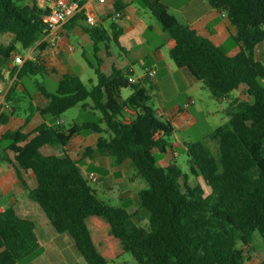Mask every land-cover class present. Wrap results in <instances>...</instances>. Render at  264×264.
Listing matches in <instances>:
<instances>
[{
	"label": "trees",
	"instance_id": "trees-1",
	"mask_svg": "<svg viewBox=\"0 0 264 264\" xmlns=\"http://www.w3.org/2000/svg\"><path fill=\"white\" fill-rule=\"evenodd\" d=\"M207 1L225 12L235 27L233 39L240 45L236 55H228L209 38L181 24L164 0H140L174 40L169 50L171 60L177 67L188 69L212 98L221 101L242 86L247 89L250 100L235 101L228 109V123L207 137L218 142V157L198 141L187 144L185 150L189 174L175 160L167 166L158 165L154 153L173 151L175 130L148 105L150 77L129 82L134 73L115 67L110 74L105 73L98 53L105 47L109 54L112 43L123 49L119 43L123 28L115 21L108 28L101 23L87 25L83 14L70 21H84V30L93 41L96 65L91 66L96 84L88 86L78 75L65 74L52 93L39 83L49 103L44 107L31 105V110L46 121L56 122L74 107H90L101 113L99 122L87 121L71 128L44 122L33 133L8 131L0 138V160L14 167L28 197L39 205L58 234L72 237L87 264H108L94 243L88 225L91 217L104 220L110 236L138 264H247L253 233L264 224V52L261 58L256 53L264 40V0ZM124 9L116 2L115 12L123 13ZM48 13L38 0H0V34L11 33L23 48H31L46 34L44 17ZM44 47L43 42L39 44L40 50ZM11 55L6 54L4 60ZM47 73L40 58L26 60L6 101L13 100L17 85H23L25 77ZM2 79L0 70V82ZM127 89L130 94L124 99L122 92ZM6 121L7 115L0 114V124ZM90 131H105L109 137L101 136L95 148L87 147L80 160L70 156L65 147L73 136ZM18 144L24 147L11 158L8 151ZM46 146L58 148L60 154L44 153ZM94 152L111 156L116 166L130 161L147 182V188L140 192V206L150 213L149 229L135 224L125 208L98 197L81 167ZM30 169L36 178L35 189H30L22 176V171ZM191 177L201 178L209 192L199 183L190 185ZM42 252L36 223L20 216L14 207L4 208L0 212V264L32 261Z\"/></svg>",
	"mask_w": 264,
	"mask_h": 264
},
{
	"label": "crops",
	"instance_id": "crops-1",
	"mask_svg": "<svg viewBox=\"0 0 264 264\" xmlns=\"http://www.w3.org/2000/svg\"><path fill=\"white\" fill-rule=\"evenodd\" d=\"M80 1L84 2V6L87 9L96 11L99 24L101 23L104 27L108 28L111 23L108 24L106 20L109 19L119 23L123 28V33L119 38V43L123 49L116 46L120 51L119 56L112 50L113 46L111 44L109 45V54H107L105 47H102L101 51L98 53V56L102 59L101 68L105 73L110 74L115 67L122 71L130 70L134 73L135 78L139 79L141 76L137 75L136 70V66L138 65L144 70V75L142 77L148 75L150 70L156 71L153 77L148 75L151 80V78H155L158 74H162L165 69L168 74L176 75L171 82V86L174 89H179L180 84H184L188 94L193 87H198V83H201L191 75L188 69L177 67L171 60L169 50L174 45V40L163 30L157 20L156 22L151 18L150 12L142 5L140 0H107L104 4H100L98 0ZM116 2L125 6L121 19L114 18L116 13ZM164 2L169 12L181 24L194 29L201 36L209 38L228 55L234 56L240 51V45L233 39L236 29L231 24L228 16L222 10L211 7L207 0H164ZM38 4L42 8L47 7L46 0H38ZM110 16H112V18ZM84 25V21L76 24H72L71 21H68L62 29V38L56 46H49L41 40L31 48H24L26 50L25 55L19 51L18 44L20 43L16 42L13 34H0V68L8 65L4 60V56L8 53H12L20 55L24 58V61L40 58L48 71L47 75L41 76L39 74H32L30 77H25L23 79V85H17L13 100L7 102L5 99L4 103H0V114L7 115L6 123L0 124V138L8 131L21 130L23 133H33L44 122H47L49 125H60L65 128H71L76 124L87 122H78L76 119L66 127V121L63 117L56 122L50 119L46 121L39 112L31 110V105L44 107L49 103L48 99L44 97L38 87V84L41 83L46 88L44 83L45 78H52V81H54L58 87L59 81L65 74L78 75L82 80L81 74L86 73L88 68L95 73L94 68L91 66V63H93L91 57L94 58L93 41L85 32ZM42 42L45 44V47L43 50H40L39 44ZM263 52L264 40L256 49L259 58H261ZM89 53H92V55ZM148 63L149 65H147ZM11 74L12 73L9 72L4 75L0 82V87L5 89L6 95L14 82V80H10ZM39 76L42 78L41 82L37 79ZM32 82L34 85L33 87ZM246 90L247 89L242 86L221 101L230 102V108L235 101L250 100L246 95ZM129 94L124 96V92H122L124 99H126ZM194 105V98L188 97L184 105L175 103L170 108L163 109L161 118L163 121H168L172 124L175 130L174 135H176L178 131L187 132L198 123L196 116L201 112L197 109H194V112L189 110V108ZM86 110L93 111L90 107ZM124 114L130 115L127 111H124ZM102 127L106 130L105 125ZM101 136L108 138L109 134L105 131L102 134L93 131L76 134L65 147V150L70 156L80 160L82 159L84 150L87 147L95 148ZM205 140H207V138ZM171 143L173 144V151L177 152L176 148L180 145H183L186 150L189 141L184 140L182 142L175 141ZM23 147L24 144L13 145L8 151L9 156L13 158ZM43 151L46 154H60L58 148L51 146L44 147ZM1 152L2 149L0 146V154ZM169 153L168 151V153L162 154L159 160L161 166L169 165ZM86 159L96 161L101 167L111 168L113 178L111 181L112 185L123 189L119 196V202L122 204L120 207L125 208L133 215L135 224H141L144 219L149 220L150 213L140 206V192L147 187H143L144 184H141L136 188V182H140L142 176L138 175L136 168L130 161L116 166L111 156L102 155L99 152H94L91 158ZM83 168L86 167H82V170ZM120 172H122V174L115 177V174ZM130 172H132L133 179L129 177ZM87 174L88 173L85 175ZM22 176L30 189H35L37 187L33 169L27 172L22 171ZM100 180H102L101 176ZM110 190H113V187H110ZM34 203L36 202L28 197L26 187L18 178L14 167L6 161L0 160V212L6 207H14L20 216L31 219L36 223L38 239L43 249L45 245L40 234L43 239L46 240L45 242H49L50 247L48 248V252L53 253L55 256L57 255L62 261L73 257V254L66 253L67 246L72 248L71 251H73V253L74 251L78 253L72 237L68 233L58 234L45 213L38 210ZM257 229L264 239V224ZM93 232H96L98 236L101 234L107 235L105 249L110 250L112 236H110L108 224L100 218H95L92 233ZM99 242H103V240L100 239ZM253 250L255 251L254 245ZM81 259L84 260L83 257ZM78 260H80V258H78ZM21 264H34V261H24ZM62 264L65 263L62 262ZM247 264L249 263L247 262Z\"/></svg>",
	"mask_w": 264,
	"mask_h": 264
},
{
	"label": "rangeland",
	"instance_id": "rangeland-1",
	"mask_svg": "<svg viewBox=\"0 0 264 264\" xmlns=\"http://www.w3.org/2000/svg\"><path fill=\"white\" fill-rule=\"evenodd\" d=\"M151 18H153L154 21H156L155 17L149 13ZM106 22L109 24L112 22V20L107 19ZM157 22V21H156ZM113 46V51L116 52V55L119 56L120 51L117 49V47L114 45V43L111 44ZM18 49L20 52H22L23 55L26 54V50L21 46V44H18ZM110 50V47H109ZM108 50V51H109ZM92 55V53H89ZM261 55V54H260ZM91 60L94 65H96V62L94 58L91 57ZM149 65V63L147 64ZM137 75L143 76L144 70L140 66H136ZM83 82L88 85L92 86L93 84H96V75L93 70L88 68V71L84 74H81ZM174 77L176 75L168 74L167 71L164 69L162 74H158L155 76V78H151L150 84H148L149 92L151 94V100L148 103V105L157 111V116L162 120V111L164 108H170L173 104L179 103L181 105H184L185 101L188 97H193L195 101V105L191 106L189 110L194 112V109L199 110L201 113L197 114L198 123L192 127L187 132H181L178 131L176 135H174L171 138V142H182V141H189V143H195L198 141H203L205 145H207L214 155L218 157L219 155V144L216 141L211 140H205L208 135L217 127L228 123V116L227 111L230 106V102H223V101H217L214 98L211 97L210 93L207 89L204 88L202 83H198V87H193L189 94L188 91L186 92V87H184V84H180L179 89H174L171 86V82L174 80ZM135 78V76H134ZM38 81H42V78L39 76L37 77ZM136 79V78H135ZM28 80V79H27ZM25 80V81H27ZM53 79L45 78L44 83L46 85V88L49 92H55L57 89V84L52 81ZM137 80V79H136ZM158 84V85H157ZM32 82V87H33ZM124 96H127L130 91L129 89L124 90ZM101 113L97 110L91 111V110H85L81 107H74L70 110H68L65 114L62 115L64 120L66 121V127L70 123H72L73 120H76L78 122L82 121H93V122H99L101 118ZM163 121V120H162ZM177 157L172 153L173 151H170L169 153V161L175 160L177 164L182 168V170L185 173L189 174V166H188V157L187 153L184 149L183 145L178 146L177 148ZM155 156L158 160H160L162 154L158 151H155ZM158 165H160L158 161ZM83 168V173H89L90 171H94L98 176L99 180L98 182H92L91 186L97 191L98 197L108 203L109 205L120 207L122 204L119 202V196L123 189L121 187H115L112 185V171L111 168L107 167H101L97 164L96 161L91 160H84L81 162ZM122 174L116 173L115 177H118ZM100 176L102 177V180H100ZM130 179L132 178V172L129 173ZM141 182V183H140ZM136 182V188L139 187L141 184H144L143 187H147L146 181L141 177V181ZM190 185H195L196 183H199L208 193L209 188L205 186L203 180L201 178H193L191 177L189 181ZM110 187H113V190H110ZM38 210L41 212L42 209L39 207L37 203H34ZM95 217H91L88 219V225L93 231V224H94ZM143 228L149 229V220L144 219V221L139 224ZM40 237L44 243V249L41 255H39L36 259H34V264H87L79 253H73L71 251L72 248L67 246L66 253L67 254H73L74 256L71 257L68 260H60L59 257L54 255L51 252H48L49 242H45L46 240L43 239V237L40 234ZM112 241L110 242V250L105 249L107 235L101 234L98 236L96 232H93V240L96 246L99 248V250L103 253V255L106 257L108 264H138L132 257L131 253L125 252L120 245V243L115 240L113 237H111ZM103 240V242H99ZM253 245L255 248V251L252 250L248 254V260L247 262L249 264H260V262L264 259V239L260 234V231L257 229L253 235ZM77 252V251H76ZM44 253V254H43ZM259 253V254H258ZM80 258V260H78Z\"/></svg>",
	"mask_w": 264,
	"mask_h": 264
},
{
	"label": "built area",
	"instance_id": "built-area-1",
	"mask_svg": "<svg viewBox=\"0 0 264 264\" xmlns=\"http://www.w3.org/2000/svg\"><path fill=\"white\" fill-rule=\"evenodd\" d=\"M47 8L49 10L48 15L44 17V22L47 25V31L42 41L49 46H56L62 38V29L64 25L76 17L79 14H83L85 18V23L90 26H95L98 24V16L95 10L87 9L84 4H81L78 0H46ZM107 0H98L100 4L106 3ZM123 13L116 12L114 15L115 19H121ZM8 65L0 68L3 76L7 73H12L10 75V80H15L16 76L24 64V58L20 55L12 54L7 61ZM155 70H150L148 75L153 77L155 75ZM129 82H135L133 76L129 77ZM6 92L5 89L0 87V103L5 102ZM177 157V152H172ZM88 180L92 182H98L99 176L90 172L87 174Z\"/></svg>",
	"mask_w": 264,
	"mask_h": 264
}]
</instances>
